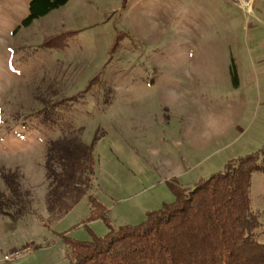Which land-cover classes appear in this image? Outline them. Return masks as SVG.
<instances>
[{
	"label": "rangeland",
	"instance_id": "rangeland-1",
	"mask_svg": "<svg viewBox=\"0 0 264 264\" xmlns=\"http://www.w3.org/2000/svg\"><path fill=\"white\" fill-rule=\"evenodd\" d=\"M31 1L0 0V168L18 170L33 200L26 216L0 213V264H68L64 235L89 241L108 232L105 221H89L88 197L51 218L50 140L74 135L94 146L89 195L114 227L140 224L173 202L171 184L192 189L264 148V30L248 35L254 14L264 19V0L251 11L226 0H70L23 27ZM230 46L242 81L235 94L247 102L241 129L192 150L185 129L234 93L222 82ZM194 64L214 78L186 77ZM182 165L188 175L174 178ZM251 199L264 243L261 172L253 175ZM29 246L33 253L5 260Z\"/></svg>",
	"mask_w": 264,
	"mask_h": 264
},
{
	"label": "trees",
	"instance_id": "trees-1",
	"mask_svg": "<svg viewBox=\"0 0 264 264\" xmlns=\"http://www.w3.org/2000/svg\"><path fill=\"white\" fill-rule=\"evenodd\" d=\"M69 1L32 0L22 26ZM95 165L94 146L81 137L64 136L47 144L46 204L51 218L62 219L88 197L89 221L103 220L108 227L105 236L93 235L89 241L64 235L68 264H264L262 215L254 211L251 199L254 173L264 174V148L230 160L224 171L192 189L171 184L173 202L149 212L140 224L119 227L111 224L106 207L89 195ZM18 172L0 168L2 214L26 216L32 210L31 194L23 189Z\"/></svg>",
	"mask_w": 264,
	"mask_h": 264
},
{
	"label": "crops",
	"instance_id": "crops-1",
	"mask_svg": "<svg viewBox=\"0 0 264 264\" xmlns=\"http://www.w3.org/2000/svg\"><path fill=\"white\" fill-rule=\"evenodd\" d=\"M68 5V4H67ZM261 7L260 12L264 13V4H259ZM66 6V5H65ZM64 6V7H65ZM263 6V7H262ZM257 6H255L256 8ZM254 8V11H255ZM254 18L257 20L256 24H252L249 31L253 34L261 35L264 30V19L260 15L254 14ZM263 28V30H262ZM241 40L240 37H237ZM234 45H236V42ZM224 55L227 59L226 66L223 68V80L222 82L231 92H234L231 97H228L221 103L220 107H210L209 112L202 115V117L196 119L191 125L185 129V139L192 150L200 151L213 145L221 138L227 137L240 130V120L242 119L243 111L247 108V102L244 98L239 100L235 94L237 90L242 87L239 63L234 55L232 47ZM190 79L194 78H214L211 75L210 69L206 65L194 64L191 69L187 70V76ZM221 82V81H217ZM258 82V81H257ZM188 174L184 171L183 165L177 167L172 176L174 178H184ZM172 177V178H173Z\"/></svg>",
	"mask_w": 264,
	"mask_h": 264
},
{
	"label": "built area",
	"instance_id": "built-area-1",
	"mask_svg": "<svg viewBox=\"0 0 264 264\" xmlns=\"http://www.w3.org/2000/svg\"><path fill=\"white\" fill-rule=\"evenodd\" d=\"M228 3L234 4L244 10L251 11L254 4L259 0H226ZM33 253L32 248L26 247L21 250H14L9 255L5 257V260H19L22 257H25L29 254Z\"/></svg>",
	"mask_w": 264,
	"mask_h": 264
}]
</instances>
